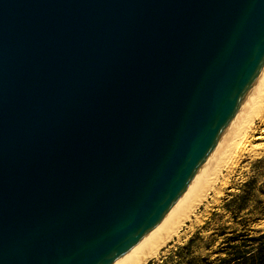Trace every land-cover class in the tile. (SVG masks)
I'll use <instances>...</instances> for the list:
<instances>
[{
	"label": "water",
	"instance_id": "95a60500",
	"mask_svg": "<svg viewBox=\"0 0 264 264\" xmlns=\"http://www.w3.org/2000/svg\"><path fill=\"white\" fill-rule=\"evenodd\" d=\"M264 73V0H0V264H115Z\"/></svg>",
	"mask_w": 264,
	"mask_h": 264
},
{
	"label": "bare ground",
	"instance_id": "6f19581e",
	"mask_svg": "<svg viewBox=\"0 0 264 264\" xmlns=\"http://www.w3.org/2000/svg\"><path fill=\"white\" fill-rule=\"evenodd\" d=\"M241 148L244 152L246 149L251 150L252 155L264 149V73L186 194L149 236L115 264H147L179 236L186 225L193 229L195 222L201 217L197 213L198 209L212 191L215 192L214 197L219 194L221 187L218 184L228 183L229 174L226 172L240 163L243 157ZM211 205L212 203L207 204L206 211Z\"/></svg>",
	"mask_w": 264,
	"mask_h": 264
},
{
	"label": "rangeland",
	"instance_id": "374dc122",
	"mask_svg": "<svg viewBox=\"0 0 264 264\" xmlns=\"http://www.w3.org/2000/svg\"><path fill=\"white\" fill-rule=\"evenodd\" d=\"M242 149H240V153L243 154V157L240 163L234 165L230 171L225 169V172L227 171L226 173L229 174L228 183L218 184L221 187L219 194L214 197L215 192L212 191L209 198L198 209L197 213L201 217L195 222L194 228L189 229L186 225L180 235L168 243L163 251L151 260L159 264L176 261L180 258L179 248L188 245L191 240L192 257L199 260L205 256L215 258L219 244L233 230L264 228V149L255 155H252L249 149H246L245 152ZM247 181L253 182V196L243 211L239 213L238 219H235L233 213L227 209L226 202L241 193ZM206 203H212L207 211ZM224 229L227 231L225 235L221 234ZM182 254L186 260L191 257L185 250Z\"/></svg>",
	"mask_w": 264,
	"mask_h": 264
},
{
	"label": "trees",
	"instance_id": "16d2710c",
	"mask_svg": "<svg viewBox=\"0 0 264 264\" xmlns=\"http://www.w3.org/2000/svg\"><path fill=\"white\" fill-rule=\"evenodd\" d=\"M241 193L233 196L226 202L227 209L238 219L239 213L243 211L252 198L253 182L247 181ZM224 231L223 235L227 234ZM191 255L189 260L184 258L183 251ZM179 259L166 261L163 264H264V228L255 230H233L219 244L216 250L217 256H205L202 260L192 257V240L188 245L179 248ZM201 262V263H200ZM203 262V263H202ZM148 264H159L151 260Z\"/></svg>",
	"mask_w": 264,
	"mask_h": 264
}]
</instances>
